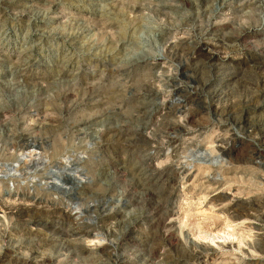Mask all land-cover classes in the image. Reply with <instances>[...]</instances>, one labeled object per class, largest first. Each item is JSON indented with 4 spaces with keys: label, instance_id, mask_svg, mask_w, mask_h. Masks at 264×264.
<instances>
[{
    "label": "rangeland",
    "instance_id": "1",
    "mask_svg": "<svg viewBox=\"0 0 264 264\" xmlns=\"http://www.w3.org/2000/svg\"><path fill=\"white\" fill-rule=\"evenodd\" d=\"M174 1L0 0L1 159L79 155L0 183V264H264V0Z\"/></svg>",
    "mask_w": 264,
    "mask_h": 264
},
{
    "label": "bare ground",
    "instance_id": "2",
    "mask_svg": "<svg viewBox=\"0 0 264 264\" xmlns=\"http://www.w3.org/2000/svg\"><path fill=\"white\" fill-rule=\"evenodd\" d=\"M189 1V0H188ZM206 1H208V0H200V2H202V4H204V3H207ZM219 2H220V4L222 5V4H225L228 0H218ZM230 1V0H229ZM174 0H155V6H162V7H175V6H179V5H175L174 4ZM197 2V1H196ZM197 4V3H196ZM200 4V3H199ZM198 5V4H197ZM182 6V5H181ZM207 6V5H206ZM218 6V5H217ZM159 7V8H160ZM208 7V6H207ZM199 11V10H198ZM195 12H197V11H195ZM198 13V12H197ZM202 13H204V14H210V13H212L211 11H210V9H208V8H204L203 10H202ZM196 14V13H195ZM194 14H188V15H186V16H184L185 18H188V17H191V16H193ZM198 15V14H197ZM211 17V16H210ZM91 30V29H90ZM166 43V42H165ZM215 51H210L208 48H205V47H203V48H201V49H199V50H197L196 51V53H195V57L193 58V64L196 66V69L197 70H200V69H202V67L204 68V67H206V66H210L211 65V61H210V58H212V57H215V53H214ZM25 64V63H24ZM22 66H24V65H22ZM200 73V72H199ZM209 78V77H208ZM258 84V83H257ZM249 88V87H248ZM219 95V94H218ZM218 95L217 94H215V93H213L212 94V96H206V98L208 99V103H213V100L215 99V98H217L218 97ZM142 99H143V97H142ZM206 99V100H207ZM222 99V98H221ZM220 99V100H221ZM224 99V98H223ZM207 102V101H206ZM227 102V101H226ZM154 105V104H153ZM208 107H210L211 108V105H209ZM212 108H213V111H214V113H217L218 115H220V114H222V113H225L226 115H230V112H232V111H235V110H233L234 109V107L233 106H229L228 108H224V109H221L219 106H217V105H215V106H212ZM208 109V108H207ZM236 109V108H235ZM232 110V111H231ZM224 114V115H225ZM232 115V114H231ZM227 118V117H226ZM221 119V118H220ZM230 119V118H229ZM236 120V119H235ZM263 123V122H262ZM121 124V123H120ZM231 124V123H230ZM124 125V124H123ZM173 128V127H172ZM255 128V127H254ZM137 131H139V130H137ZM102 134V133H101ZM137 134L139 135V136H141L143 133L142 132H137ZM99 135H100V133H99ZM146 135V134H145ZM101 136V135H100ZM34 140V139H33ZM31 143V142H30ZM27 146V145H26ZM41 146L39 145V143L38 142H36V141H33L30 145H28L27 147H24V148H21V150H20V153L17 155V157H15V159L13 160V161H6V160H2L1 159V157H0V183H3V181L4 180H6V181H9V182H12L13 184H17L18 183V177H23L25 180V182L26 183H30L31 184V182L33 183V181H32V176H28V175H23V172H24V170H26V169H22V168H24L25 166V168H28L29 166H30V164L31 163H33L34 164V166H35V171L37 172V171H41V170H37V165L38 164H41L42 165V167H46V166H49V168L52 170V168L53 167H55V169L60 165V166H62V167H64V169H67L68 167H73L74 165H76V163H74V161H75V158H78L79 157V155H77L73 150H70V152H71V154H67V151L68 150H66V148H65V150H64V153L63 154H58V155H56V156H58V157H55V159H51V158H49L48 156H46L43 152L41 153L40 151H39V148H40ZM79 147V146H78ZM196 147V146H195ZM42 148V147H41ZM75 148V147H74ZM20 149V148H19ZM48 149H50V148H48ZM59 149V148H58ZM68 149H72V148H68ZM50 150H52V149H50ZM49 150V151H50ZM60 150V149H59ZM2 151V150H1ZM4 151H5V149H4ZM44 151V150H43ZM53 151V150H52ZM56 151V150H55ZM76 151V150H75ZM14 152V151H13ZM46 152V151H45ZM61 152V151H60ZM60 152H58V153H60ZM69 152V153H70ZM49 152H47L46 154H48ZM62 153V152H61ZM80 153H82V152H80ZM210 153V152H209ZM82 154H84V153H82ZM2 155V154H1ZM191 155V154H190ZM189 155V156H190ZM4 156V155H3ZM3 156H2V158H3ZM11 156V155H10ZM51 156V155H50ZM54 156V155H53ZM52 157V156H51ZM51 160H52V162H51ZM77 160H79V159H77ZM37 161V162H36ZM20 165H22V166H24V167H22L21 166V169H20V167L18 168V166H20ZM40 167V166H39ZM41 167V168H42ZM40 168V169H41ZM48 169V168H47ZM20 170V171H19ZM54 170V169H53ZM34 171V172H35ZM35 172V173H36ZM48 172V171H47ZM17 173L19 174V175H17ZM26 174V173H25ZM38 176H40V174L38 175ZM35 177V176H34ZM20 180V179H19ZM23 180V179H22ZM34 180V179H33ZM45 180V179H44ZM35 181V180H34ZM46 182V181H45ZM22 183H24V182H22ZM25 183V184H26ZM37 183V182H36ZM39 183H41V182H39ZM18 184H20V183H18ZM36 184L34 183V186H35ZM42 185V184H41ZM40 185V186H41ZM19 186V185H18ZM98 200V199H97ZM81 207V206H80ZM80 207H79V209H80ZM8 208V207H7ZM77 208V207H76ZM9 209H11L10 208V206H9ZM48 210V209H47ZM10 211V210H9ZM8 211V212H9ZM50 211V210H49ZM48 211V212H49ZM13 212V213H12ZM12 212H9L10 213V215L9 216H15V218H20L21 216H25L26 214H28L27 212H26V210L25 209H23V208H15L14 209V211H12ZM36 214V213H35ZM8 217V216H7ZM32 217V218H31ZM29 219H25V220H27V223H29V222H32V223H36V222H38L39 220H38V218H37V216H31ZM46 217V216H45ZM13 218V217H12ZM24 218V217H23ZM36 218V219H35ZM19 222H20V220H19ZM16 223H17V221H16ZM39 223V222H38ZM19 225V224H18ZM24 225V224H23ZM75 229V228H74ZM70 230V229H69ZM75 232V231H74ZM78 233V232H77ZM217 236V235H216ZM24 237V236H23ZM70 240V239H69ZM72 244H73V242H71ZM69 244V243H68ZM71 245V244H70ZM77 246V245H76ZM75 246V247H76ZM77 248V247H76ZM66 249V248H65ZM70 248H68V250H69ZM206 249V248H205ZM210 249V248H209ZM83 250V249H82ZM72 253V252H71ZM241 258V257H240ZM238 259V258H237ZM233 260L234 262V264H237L238 262H239V260ZM28 260V259H27ZM92 260V259H91ZM22 263V262H21ZM20 263V264H21Z\"/></svg>",
    "mask_w": 264,
    "mask_h": 264
}]
</instances>
